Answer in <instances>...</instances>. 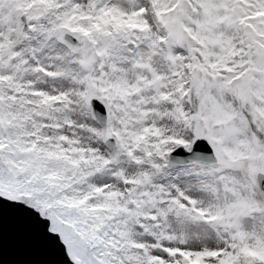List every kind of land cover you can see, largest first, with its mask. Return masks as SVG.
<instances>
[{"label":"snow or ice","instance_id":"1","mask_svg":"<svg viewBox=\"0 0 264 264\" xmlns=\"http://www.w3.org/2000/svg\"><path fill=\"white\" fill-rule=\"evenodd\" d=\"M0 264H264V0H0Z\"/></svg>","mask_w":264,"mask_h":264}]
</instances>
